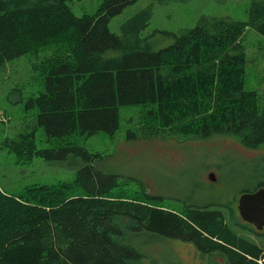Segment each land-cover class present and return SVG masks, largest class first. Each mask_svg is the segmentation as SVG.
I'll return each instance as SVG.
<instances>
[{
	"label": "trees",
	"instance_id": "1",
	"mask_svg": "<svg viewBox=\"0 0 264 264\" xmlns=\"http://www.w3.org/2000/svg\"><path fill=\"white\" fill-rule=\"evenodd\" d=\"M67 1L0 0V69L41 53L43 74V90L27 100L37 108L30 129L0 148L19 163L84 158L71 181L30 184L19 194L0 188V264H144L139 242L162 238L191 241L225 264H263L264 246L234 231L213 203L162 208L114 193L111 175L96 166L100 153L78 141L98 131L113 135L118 106L142 104L139 124L148 137L161 129L186 138L232 133L264 149V97L245 89L242 42L249 27L264 36V0L252 2L246 21L204 14L155 50L141 36L151 6L116 33L109 20L135 0H103L80 16ZM38 129L46 147H38ZM242 165L247 190L264 183V156Z\"/></svg>",
	"mask_w": 264,
	"mask_h": 264
},
{
	"label": "rangeland",
	"instance_id": "2",
	"mask_svg": "<svg viewBox=\"0 0 264 264\" xmlns=\"http://www.w3.org/2000/svg\"><path fill=\"white\" fill-rule=\"evenodd\" d=\"M254 0H135L113 16L108 27L120 33L121 25L136 12L148 6L152 15L141 36L152 48L159 49L174 42L176 35L196 24L204 14L229 16L246 21ZM259 1V0H258ZM77 16L94 13L103 0L67 1ZM246 53L245 89L264 97V36L249 27L242 39ZM117 52H112L116 54ZM42 54H22L5 62L0 69V144L4 138L30 129L37 113L27 106L29 97L43 90V74L36 67ZM142 104L119 105V127L113 135L98 131L81 137L78 143L91 152L100 153L97 168L112 178V191L124 196L145 199L162 208H184L192 205L217 207L225 213V221L238 234L248 237L236 213L224 210L234 200L246 181L241 173L243 162L261 160L264 149L245 145L232 133H216L208 137L186 138L161 129L148 137L140 127ZM42 129L37 131L38 147ZM136 137H134V135ZM84 158L47 160L34 156L30 162L19 163L14 152L0 148V188L9 194L21 193L30 184H56L71 181ZM214 172L216 180H208ZM82 186V185H81ZM83 187V186H82ZM253 240V239H252ZM138 248L144 264H225L220 255L202 253L191 241L181 238L142 239ZM264 264V252L261 257Z\"/></svg>",
	"mask_w": 264,
	"mask_h": 264
},
{
	"label": "water",
	"instance_id": "3",
	"mask_svg": "<svg viewBox=\"0 0 264 264\" xmlns=\"http://www.w3.org/2000/svg\"><path fill=\"white\" fill-rule=\"evenodd\" d=\"M208 180H216L214 172L208 173ZM241 218L255 223L259 228L264 225V186L255 192H245L240 195L239 203Z\"/></svg>",
	"mask_w": 264,
	"mask_h": 264
},
{
	"label": "flooded vegetation",
	"instance_id": "4",
	"mask_svg": "<svg viewBox=\"0 0 264 264\" xmlns=\"http://www.w3.org/2000/svg\"><path fill=\"white\" fill-rule=\"evenodd\" d=\"M264 186V183L262 184H254L250 190H247L246 187H241L240 186V189L238 190V194L236 195V199L234 200L235 204H232V205H226L224 207V210H234V212L236 213L237 215V218H239L241 224L243 226H246L249 228V236L259 245H262L264 246V225H262V227H258L255 223H250V222H247L245 221L243 218H241V214L239 212L240 210V207L238 205L239 203V198H240V195L245 193V192H255V190L259 189L260 187H263Z\"/></svg>",
	"mask_w": 264,
	"mask_h": 264
},
{
	"label": "built area",
	"instance_id": "5",
	"mask_svg": "<svg viewBox=\"0 0 264 264\" xmlns=\"http://www.w3.org/2000/svg\"><path fill=\"white\" fill-rule=\"evenodd\" d=\"M261 262V260H259Z\"/></svg>",
	"mask_w": 264,
	"mask_h": 264
}]
</instances>
